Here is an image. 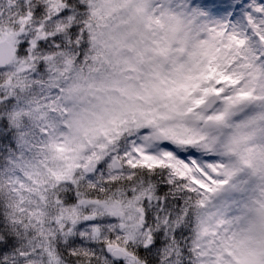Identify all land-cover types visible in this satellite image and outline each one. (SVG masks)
<instances>
[{"label": "snow or ice", "instance_id": "1", "mask_svg": "<svg viewBox=\"0 0 264 264\" xmlns=\"http://www.w3.org/2000/svg\"><path fill=\"white\" fill-rule=\"evenodd\" d=\"M20 3L0 102L48 139L0 171V264H264V0Z\"/></svg>", "mask_w": 264, "mask_h": 264}, {"label": "clouds", "instance_id": "2", "mask_svg": "<svg viewBox=\"0 0 264 264\" xmlns=\"http://www.w3.org/2000/svg\"><path fill=\"white\" fill-rule=\"evenodd\" d=\"M14 2L16 3L17 7L15 9H10L8 0H0V29H2L5 34L9 31H16V32L26 31V29H23L22 27H16V25L19 24V21L17 19V13L22 7V4L20 3V0H14ZM81 2H83V0H81ZM176 2L177 0H153L154 6H156L157 8L163 6L164 8H170L174 10H176L175 8ZM83 11L86 14L87 8H85ZM3 39H4V44L2 48H0V55H2L6 59L7 57V44H6L7 37L6 35L4 36ZM0 67H3V65L0 64ZM9 71H11L9 67H4V72L0 73V76L7 75ZM6 82L7 81H5V83ZM13 104L16 106H23V100L18 101L17 99H14ZM3 106L5 110H8L9 106L7 104L6 98L4 99ZM258 111H261V109L257 108L256 106H249L245 108L243 111H241L238 115H236L234 119L237 121L244 120ZM25 120L28 121V126H27L26 131L20 130L19 128L17 130L20 132L27 133L28 134L27 138L30 139L33 144L38 145L41 142L48 139V136L46 135L42 124L36 125L32 121L28 120L27 118H25L22 121V123ZM9 127L11 128L13 127V125L9 124ZM59 132L61 134L68 133L69 129L61 128L59 129ZM21 151L22 149L20 150L19 154L14 153L13 158L20 155ZM34 152H35V149H33L32 151H24L25 158L27 159L31 157L34 154Z\"/></svg>", "mask_w": 264, "mask_h": 264}, {"label": "trees", "instance_id": "3", "mask_svg": "<svg viewBox=\"0 0 264 264\" xmlns=\"http://www.w3.org/2000/svg\"><path fill=\"white\" fill-rule=\"evenodd\" d=\"M198 4H203V0H196ZM15 98H13L14 100ZM15 107L16 105H12ZM12 109L9 107L8 110H5L3 102H0V171L5 170L9 166V162L13 159V154H19L20 147V136L16 127H9V124L6 126L5 120L7 113ZM28 121L25 120L21 126L20 130L27 129ZM0 214H2V208H0Z\"/></svg>", "mask_w": 264, "mask_h": 264}, {"label": "rangeland", "instance_id": "4", "mask_svg": "<svg viewBox=\"0 0 264 264\" xmlns=\"http://www.w3.org/2000/svg\"><path fill=\"white\" fill-rule=\"evenodd\" d=\"M187 3L191 4L192 7H200L198 4H195V1L192 2V0H187ZM233 3V8H235V4L239 3L241 4V8L236 10L240 13V15H237L235 17V20H233V12L230 11L228 13H222L219 16H211V17H206V16H200L197 17L196 19V24L198 26H203V25H212V24H216V23H231V24H236L241 20V16H243L244 11L249 8L250 6H252V4L254 3V0H247V2H245V0H232ZM185 5V0H177L176 4H175V8L176 10L180 11L183 10ZM250 34V33H249ZM205 155H216V154H205ZM251 193V189L249 188V192L248 194ZM243 195L241 193H233L229 196V202L231 203V205L233 207H237L240 202L243 199Z\"/></svg>", "mask_w": 264, "mask_h": 264}]
</instances>
